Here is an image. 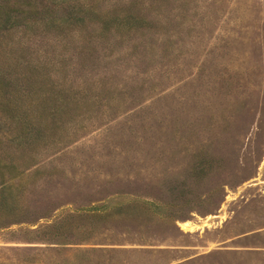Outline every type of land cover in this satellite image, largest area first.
Masks as SVG:
<instances>
[{"label":"rangeland","instance_id":"obj_1","mask_svg":"<svg viewBox=\"0 0 264 264\" xmlns=\"http://www.w3.org/2000/svg\"><path fill=\"white\" fill-rule=\"evenodd\" d=\"M0 5V264H264V0Z\"/></svg>","mask_w":264,"mask_h":264},{"label":"trees","instance_id":"obj_2","mask_svg":"<svg viewBox=\"0 0 264 264\" xmlns=\"http://www.w3.org/2000/svg\"><path fill=\"white\" fill-rule=\"evenodd\" d=\"M5 10H3L2 6L0 5V21L2 20V18H4L7 21V13H5ZM10 25V24H9Z\"/></svg>","mask_w":264,"mask_h":264}]
</instances>
